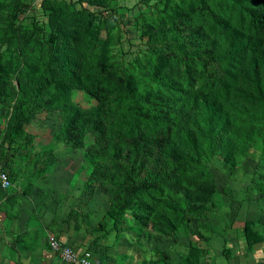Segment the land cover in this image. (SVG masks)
I'll use <instances>...</instances> for the list:
<instances>
[{"label": "rangeland", "instance_id": "rangeland-1", "mask_svg": "<svg viewBox=\"0 0 264 264\" xmlns=\"http://www.w3.org/2000/svg\"><path fill=\"white\" fill-rule=\"evenodd\" d=\"M215 1L0 0V160L40 183L55 239L74 235L106 264H190L207 227H225L241 203L264 210V112L238 106L242 123L230 118L185 167L165 150L195 127L194 97L224 78L225 40L202 21ZM63 11L81 12L68 37L88 83L49 104L40 90L61 74L57 28L73 29ZM118 100L150 130L129 137L111 122Z\"/></svg>", "mask_w": 264, "mask_h": 264}, {"label": "trees", "instance_id": "trees-1", "mask_svg": "<svg viewBox=\"0 0 264 264\" xmlns=\"http://www.w3.org/2000/svg\"><path fill=\"white\" fill-rule=\"evenodd\" d=\"M62 14L65 26H73V29L65 32L57 28L58 34L64 36L61 42V74L53 81L51 90H40L50 92L47 99L49 104L56 98H66L74 89H87L88 83L81 76L82 45L80 42L72 43L68 37L80 20L81 12L63 11ZM202 21L206 33L220 35L225 40L226 47L219 57L224 68V78L217 87L209 88L199 98L194 97L195 113L192 122L195 127L179 135L176 144L170 139L166 141L165 150L180 167L195 162L193 154L202 152L203 140L212 132L223 128L230 118L242 123L241 115L244 116L245 111L238 106L246 105L254 112H264V0H216L212 7L204 10ZM128 95H123L124 100L128 99ZM121 102L122 100H118L112 104L111 122L118 120L122 124L121 130L129 137L140 125L144 128L143 132L150 130L146 126L149 121L146 115L135 111L133 107L134 111H131L129 107L121 105ZM251 114L254 115L253 112ZM125 117L128 118L126 124ZM135 146L136 143L133 148ZM141 146L145 150L149 148L147 142H143ZM248 233L250 230L248 232L247 229V240L250 239ZM194 250V256L189 260L193 264L198 260L200 249L196 246ZM98 256L105 262L103 257Z\"/></svg>", "mask_w": 264, "mask_h": 264}, {"label": "crops", "instance_id": "crops-1", "mask_svg": "<svg viewBox=\"0 0 264 264\" xmlns=\"http://www.w3.org/2000/svg\"><path fill=\"white\" fill-rule=\"evenodd\" d=\"M10 175L11 187L0 188V264H66L48 245L56 234L50 230L54 205L43 204V190L35 187L40 183ZM237 209L225 219V227H207L210 232L197 243L200 251L194 264H264V210L251 203L248 207L241 203ZM59 238L84 247L74 235Z\"/></svg>", "mask_w": 264, "mask_h": 264}, {"label": "built area", "instance_id": "built-area-1", "mask_svg": "<svg viewBox=\"0 0 264 264\" xmlns=\"http://www.w3.org/2000/svg\"><path fill=\"white\" fill-rule=\"evenodd\" d=\"M12 182L5 164L0 160V188L8 189ZM48 245L59 258L66 264H106L98 255L87 247L63 243L54 237H49Z\"/></svg>", "mask_w": 264, "mask_h": 264}]
</instances>
